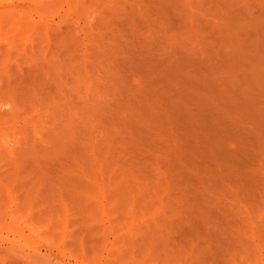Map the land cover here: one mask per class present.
<instances>
[{"label":"rangeland","instance_id":"1","mask_svg":"<svg viewBox=\"0 0 264 264\" xmlns=\"http://www.w3.org/2000/svg\"><path fill=\"white\" fill-rule=\"evenodd\" d=\"M0 120V264H264V0H0Z\"/></svg>","mask_w":264,"mask_h":264},{"label":"bare ground","instance_id":"2","mask_svg":"<svg viewBox=\"0 0 264 264\" xmlns=\"http://www.w3.org/2000/svg\"><path fill=\"white\" fill-rule=\"evenodd\" d=\"M185 2H186V1H184V3H185ZM185 8H186V7H185ZM252 23H253V22H252ZM254 23H255V22H254ZM259 24H260V23H259ZM238 31H239V30H238ZM238 31H237V32H238ZM238 37H239V36H238ZM258 44H259V43H258ZM258 46H259V45H258ZM225 47H226V46H225ZM193 49H194V47H193ZM230 49H231V48H230ZM258 49H259V47H258ZM260 49H262V48H260ZM214 50H215V49H214ZM191 51H192V50H191ZM194 51H195V50H194ZM197 51H198V50H197ZM234 51H235V50H234ZM236 51H237V50H236ZM206 53H207V52H206ZM208 53H209V52H208ZM223 53H224V52H223ZM229 54H230V53H229ZM233 54H234V53H233ZM260 55H261V54H260ZM189 56H190V55H189ZM225 56H226V55H225ZM227 56H228V55H227ZM233 56H234V55H233ZM205 57H206V56H205ZM218 57H219V56H218ZM216 58H217V57H216ZM232 59H233V58H232ZM201 60H202V59H201ZM257 60H258V58H257ZM213 61H215V60H213ZM230 61H231V60H230ZM232 61H234V59H233ZM232 61H231V62H232ZM218 62H219V61H218ZM238 64H239V63H238ZM231 65H232V64H230V66H231ZM206 66H207V65H206ZM224 66H225V65H224ZM230 66H228V67H230ZM233 66H234V63H233ZM237 66H238V65H237ZM241 66H242V65H241ZM221 67H222V66H221ZM231 67H232V66H231ZM234 67H235V66H234ZM238 67H239V66H238ZM232 68H233V67H232ZM235 68H236V67H235ZM245 68H246V67H245ZM231 70H232V69H231ZM218 71H219V69H218ZM233 71H234V70H233ZM220 72H221L220 74H223V73H224V72H222V71H220ZM229 72H230V71H229ZM236 72H237V70H236ZM251 72H252V71H251ZM204 73H205V71H204ZM217 73H218V72L216 71L215 74H217ZM215 74H214V76H215ZM218 74H219V73H218ZM224 74H225V73H224ZM226 74H228V73L226 72ZM226 74H225V75H226ZM233 74H235V73L233 72ZM236 74L238 75V73H236ZM251 74H252V73H251ZM200 75H201V74H200ZM205 75H206V74H205ZM239 75H240V73H239ZM189 76H190V75H189ZM196 76H197V75H196ZM217 76H218V75H217ZM217 76H216V77H217ZM222 76H224V75H222ZM222 76H220V77L218 76V77H219V78H222ZM234 76H236V75H234ZM244 76H245V75H244ZM206 77H207V76H206ZM227 77L229 78V75H227ZM239 77H240V76H239ZM184 78H185V77H184ZM192 78H195V79L197 78V79H198L199 76H197V77H192ZM200 78H201V80H202V77H201V76H200ZM219 78H216V79H219ZM223 78H224V77H223ZM237 78H238V77H237ZM197 79H196V80H197ZM206 79H207V81H208V78H205V80H206ZM216 79H215V80H216ZM224 79H225V78H224ZM226 79H227V78H226ZM226 79H225V80H226ZM201 80H200V81H201ZM205 80H204V83H205ZM212 80H213V79H212ZM225 80H222V81L225 82ZM229 80H230V79H228V80H226V81H229ZM231 80H232V78H231ZM169 81H170V80H169ZM169 81H168V82H169ZM192 81H193V80H192ZM192 81H191V83H192ZM197 81H198V80H197ZM207 81H206V82H207ZM209 81H210V78H209ZM209 81H208V82H209ZM188 82H189V81H188ZM188 82H187V83H188ZM195 82H196V81H195ZM202 82H203V81H202ZM247 82H248V81H247ZM173 83H174V82H173ZM182 83H183V82H182ZM184 83H185V82H184ZM193 83H194V82H193ZM216 83H217V82H216ZM219 83H220V82H219ZM219 83H217L218 86H220ZM227 83H228V82H227ZM227 83H226V84H227ZM197 84H198V83H197ZM224 84H225V83H224ZM228 84H229V83H228ZM228 84H227V85H228ZM200 85H201V83H200ZM212 85H214V84H212ZM222 85H223V84H222ZM231 85H232V84H231ZM195 86H196V85H195ZM203 86H204V85H203ZM208 86H209V85H208ZM190 87H192V84H191ZM201 87H202V86H201ZM204 87H205V86H204ZM227 87H228V86H227ZM233 87H234V86H233ZM185 88H186V87H185ZM193 88H196V87H193ZM230 88H232V87H230ZM189 89H190V88H189ZM205 89H206V88H205ZM210 89H211V88H210ZM174 90H175V89H174ZM182 90H183V89H182ZM185 90H186V89H185ZM192 90H193V89H192ZM215 90H216V89H215ZM228 90H229V89H228ZM209 91H210V90H209ZM202 92H204V91H202ZM186 93H187V92H186ZM187 96H188V95H187ZM197 96L200 97V95H197ZM180 97H181V94H180ZM201 98H204V97H201ZM213 98H214V97H213ZM188 99H189V98H188ZM191 99H192V98H191ZM197 99H198V98H197ZM204 99H205V98H204ZM183 101H186V100L183 99ZM203 101H204V100H203ZM189 102H190V101H189ZM189 102H188V104H189ZM186 103H187V102H186ZM192 103H193V102H192ZM192 103H191V104H192ZM196 103H198V102L196 101ZM196 103H195V104H196ZM201 103H202V102H201ZM205 103H206V102H205ZM205 103H202V104H205ZM209 103H210V102H207V104H209ZM154 105H155V104H154ZM189 106H191V105L189 104ZM151 109H153V108H151ZM207 109H208V106H207ZM209 111H210V110H209ZM150 113H151V112H150ZM153 115H154V114H153ZM151 118H152V116H151ZM14 120H15V118H14ZM0 121H1V120H0ZM151 121H152V120H151ZM1 123H2V122H1ZM158 123H159V122H158ZM2 125H3V124H2ZM25 157H26V156H25ZM6 174H7V173H6ZM131 210H132V209H131ZM167 242H168V241H167ZM162 243H163V242H162ZM164 243H165V240H164ZM165 244H167V243H165ZM162 245H164V244H162ZM164 246H165V245H164Z\"/></svg>","mask_w":264,"mask_h":264}]
</instances>
